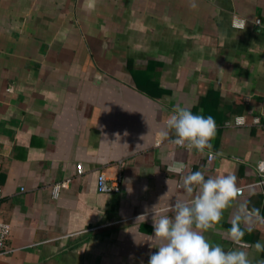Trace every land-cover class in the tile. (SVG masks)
<instances>
[{
	"label": "crops",
	"instance_id": "1",
	"mask_svg": "<svg viewBox=\"0 0 264 264\" xmlns=\"http://www.w3.org/2000/svg\"><path fill=\"white\" fill-rule=\"evenodd\" d=\"M151 63L156 97L138 87ZM177 104L214 117L211 150L161 140ZM262 159L264 0H0V221L11 227L0 264H148L152 209L183 196L190 172L235 174L264 215ZM101 172L122 173L120 193L98 191ZM205 235L237 246L224 230ZM257 240L264 227L241 243Z\"/></svg>",
	"mask_w": 264,
	"mask_h": 264
},
{
	"label": "clouds",
	"instance_id": "2",
	"mask_svg": "<svg viewBox=\"0 0 264 264\" xmlns=\"http://www.w3.org/2000/svg\"><path fill=\"white\" fill-rule=\"evenodd\" d=\"M191 6L196 7L194 3ZM236 123L242 124L243 118L236 117ZM216 134L213 116L193 113L188 106L179 104L172 108L159 132L161 140L200 153L213 148ZM209 155L213 153L209 151ZM174 171L182 172L183 165ZM257 171L264 175V159L257 161ZM182 189L184 195L175 197L174 203H169L165 210L154 211L157 205L152 209L154 235L151 237L157 242L154 247L157 251L150 255L148 264H264V258L253 260L247 251L251 247L256 253H264V242L257 240L250 246L241 243L247 233L258 226L264 227L260 209L250 207V197L256 195L254 188H249L245 196L235 174L206 177L202 171H193L182 177ZM231 208L236 210L230 226L223 229L221 222ZM146 216L147 213L140 217L145 220ZM210 230L226 231L237 246L225 249L210 241L205 235Z\"/></svg>",
	"mask_w": 264,
	"mask_h": 264
},
{
	"label": "built area",
	"instance_id": "3",
	"mask_svg": "<svg viewBox=\"0 0 264 264\" xmlns=\"http://www.w3.org/2000/svg\"><path fill=\"white\" fill-rule=\"evenodd\" d=\"M260 20L256 21V24H260ZM234 26L237 28H243L245 26V22L243 20H235ZM242 124H237L236 119L234 122L235 126H244L247 124L244 117ZM255 124H260L261 120L260 118H255L253 120ZM213 159V155H209V160ZM0 169H1V163H0ZM257 170V166H256ZM84 173L82 165H78L77 167V174L82 175ZM259 181L257 183L258 186H260L264 192V175H261L258 171ZM122 181H123V175L121 172H118L114 176H108L105 172H101L98 175L97 178V188L100 193L105 194H118L122 190ZM72 182V179H65L61 182L55 183L51 188L52 198L58 199L60 196V193L62 190H65L69 188L70 183ZM4 192L2 187L0 186V202L3 199ZM11 227L8 223L0 221V255L4 254L6 252V242L8 240V237L10 235Z\"/></svg>",
	"mask_w": 264,
	"mask_h": 264
},
{
	"label": "trees",
	"instance_id": "4",
	"mask_svg": "<svg viewBox=\"0 0 264 264\" xmlns=\"http://www.w3.org/2000/svg\"><path fill=\"white\" fill-rule=\"evenodd\" d=\"M153 66H155V64H150L146 70L140 72V73H137L138 75H140L141 77L144 78V84H140L138 83V87L143 90L144 92L148 93L149 95L153 96V97H156V96H159V95H162L165 93L164 90H161L160 88L158 87H154L152 86L149 81H151V78H150V74L152 73V68ZM133 74H135V71H133Z\"/></svg>",
	"mask_w": 264,
	"mask_h": 264
}]
</instances>
